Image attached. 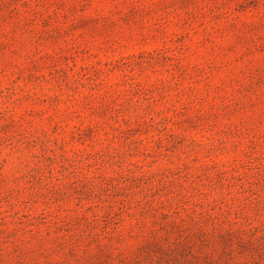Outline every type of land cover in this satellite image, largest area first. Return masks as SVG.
<instances>
[{"label":"rangeland","instance_id":"1","mask_svg":"<svg viewBox=\"0 0 264 264\" xmlns=\"http://www.w3.org/2000/svg\"><path fill=\"white\" fill-rule=\"evenodd\" d=\"M0 264H264V0H0Z\"/></svg>","mask_w":264,"mask_h":264}]
</instances>
